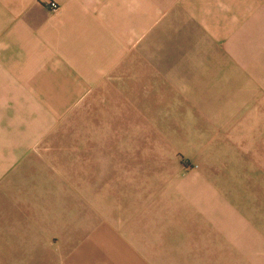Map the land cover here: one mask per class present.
Instances as JSON below:
<instances>
[{
    "label": "crops",
    "instance_id": "1",
    "mask_svg": "<svg viewBox=\"0 0 264 264\" xmlns=\"http://www.w3.org/2000/svg\"><path fill=\"white\" fill-rule=\"evenodd\" d=\"M79 98L192 114L199 170H74L49 134ZM0 264H264V0H0Z\"/></svg>",
    "mask_w": 264,
    "mask_h": 264
},
{
    "label": "rangeland",
    "instance_id": "2",
    "mask_svg": "<svg viewBox=\"0 0 264 264\" xmlns=\"http://www.w3.org/2000/svg\"><path fill=\"white\" fill-rule=\"evenodd\" d=\"M84 101L85 99L79 98L71 110L58 113V127H53L49 134V137L58 139L59 150L72 151L68 159L71 162L70 166L71 164L77 166L74 170L83 173L87 166L94 162V158L97 155L103 157L106 150L109 155L115 154L116 151L121 160L133 163V171L138 170L139 173L137 179L139 185L151 182H154L153 185L161 184L163 178L168 176L161 175L164 170L169 174L173 173L171 174L173 176L166 178V182L177 185L179 176L188 178L199 170L200 165L196 161L198 151H195V147L193 149L189 146L185 150L179 143L180 132L183 133L179 127L190 121L193 118L192 114L181 113L180 109L174 106L166 109L151 106L148 108L149 113L136 114L139 117V121L136 122L134 120L136 115L130 112L134 109L123 106V109L120 108L122 114L117 116L110 114L108 120L110 122H102L96 118L98 108L96 106L85 108L82 105ZM234 111L237 119L241 117L242 113H238L237 106ZM171 125L177 128L172 129ZM186 131L188 135L195 132ZM199 132L204 134L206 131ZM164 133L170 138L165 140ZM190 137L194 138L192 135ZM100 141L105 142L101 143V146L96 145ZM197 146L203 154L215 152L216 148V146H206V143ZM98 149L100 153L96 151L97 154L92 156L93 151ZM88 153L91 159L86 156ZM144 175L148 177H143ZM79 181H82V178Z\"/></svg>",
    "mask_w": 264,
    "mask_h": 264
},
{
    "label": "built area",
    "instance_id": "3",
    "mask_svg": "<svg viewBox=\"0 0 264 264\" xmlns=\"http://www.w3.org/2000/svg\"><path fill=\"white\" fill-rule=\"evenodd\" d=\"M49 6H50V8H52V9H57V8H58V5H57L56 2H51V3H49Z\"/></svg>",
    "mask_w": 264,
    "mask_h": 264
}]
</instances>
